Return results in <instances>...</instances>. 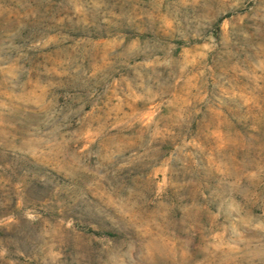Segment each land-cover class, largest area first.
Listing matches in <instances>:
<instances>
[{"label": "rangeland", "instance_id": "1", "mask_svg": "<svg viewBox=\"0 0 264 264\" xmlns=\"http://www.w3.org/2000/svg\"><path fill=\"white\" fill-rule=\"evenodd\" d=\"M0 264H264V0H0Z\"/></svg>", "mask_w": 264, "mask_h": 264}]
</instances>
